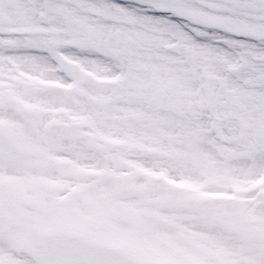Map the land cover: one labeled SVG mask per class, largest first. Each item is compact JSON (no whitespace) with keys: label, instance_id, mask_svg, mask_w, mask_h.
<instances>
[{"label":"snow or ice","instance_id":"snow-or-ice-1","mask_svg":"<svg viewBox=\"0 0 264 264\" xmlns=\"http://www.w3.org/2000/svg\"><path fill=\"white\" fill-rule=\"evenodd\" d=\"M0 264H264V0H0Z\"/></svg>","mask_w":264,"mask_h":264}]
</instances>
